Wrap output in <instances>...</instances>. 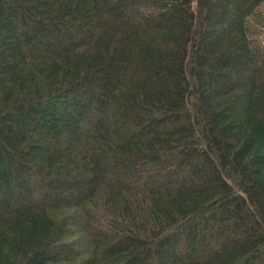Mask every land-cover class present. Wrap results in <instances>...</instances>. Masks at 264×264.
Here are the masks:
<instances>
[{"label":"trees","instance_id":"trees-1","mask_svg":"<svg viewBox=\"0 0 264 264\" xmlns=\"http://www.w3.org/2000/svg\"><path fill=\"white\" fill-rule=\"evenodd\" d=\"M0 264H264V0H0Z\"/></svg>","mask_w":264,"mask_h":264}]
</instances>
